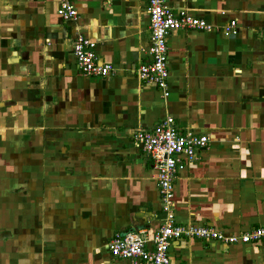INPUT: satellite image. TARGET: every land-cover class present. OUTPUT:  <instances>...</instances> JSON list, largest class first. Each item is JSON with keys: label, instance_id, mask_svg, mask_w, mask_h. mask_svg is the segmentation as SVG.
I'll return each instance as SVG.
<instances>
[{"label": "crops", "instance_id": "crops-1", "mask_svg": "<svg viewBox=\"0 0 264 264\" xmlns=\"http://www.w3.org/2000/svg\"><path fill=\"white\" fill-rule=\"evenodd\" d=\"M0 0V264H131L114 232L165 217L152 160L134 140L165 115L206 146L178 163L174 222L224 233L264 227V0H164L209 29L172 31L167 89L141 81L147 0ZM235 33H225L230 21ZM96 43L85 75L71 41ZM168 264H264V241L170 239Z\"/></svg>", "mask_w": 264, "mask_h": 264}, {"label": "built area", "instance_id": "built-area-1", "mask_svg": "<svg viewBox=\"0 0 264 264\" xmlns=\"http://www.w3.org/2000/svg\"><path fill=\"white\" fill-rule=\"evenodd\" d=\"M147 12L151 34V45L148 48L150 60L139 64L135 73L141 81L157 86L162 97H166L169 93L167 35L177 29H209L211 26L204 19L183 11L174 13L164 0H147ZM56 13L63 19L77 16V11L69 0H59ZM235 32V22L232 20L225 27V33ZM71 45L77 67L83 74L97 76L111 71L109 63L97 62L94 40L79 33L73 38ZM134 140L152 160L165 217L151 235L146 228L114 232L107 243L112 256L128 259L131 264H168L170 239L185 236L206 240L220 239L227 243L264 241V227H254L239 233H224L206 225H178L174 222L173 182L177 165L183 159H193L195 151L207 145L208 136L182 131L176 126L173 116L165 115L154 126L138 129Z\"/></svg>", "mask_w": 264, "mask_h": 264}]
</instances>
